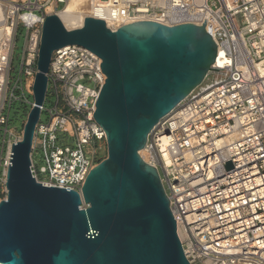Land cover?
<instances>
[{
	"label": "built area",
	"instance_id": "2783aa9c",
	"mask_svg": "<svg viewBox=\"0 0 264 264\" xmlns=\"http://www.w3.org/2000/svg\"><path fill=\"white\" fill-rule=\"evenodd\" d=\"M68 3L0 0V202L7 198L12 146L21 140L8 128L7 114L20 29L27 34L15 90L21 85L32 96L43 24L49 16L61 19ZM87 6L72 29L86 18L113 32L141 22L207 26L217 45L214 70L154 128L142 158L160 174L191 264H264V0H89ZM101 64L80 46L53 55L47 95L56 103L48 124L39 122L33 145L46 165L38 170L33 161L31 168L46 187L81 193L100 163L97 152L107 148L94 118L106 80Z\"/></svg>",
	"mask_w": 264,
	"mask_h": 264
},
{
	"label": "water",
	"instance_id": "95a60500",
	"mask_svg": "<svg viewBox=\"0 0 264 264\" xmlns=\"http://www.w3.org/2000/svg\"><path fill=\"white\" fill-rule=\"evenodd\" d=\"M206 29L141 22L113 32L92 18L68 29L58 16L46 18L33 102L0 202V264H191L160 174L140 153L214 70L217 45ZM68 46L99 57L106 76L94 114L106 133V158L81 193L46 187L31 169L53 55Z\"/></svg>",
	"mask_w": 264,
	"mask_h": 264
},
{
	"label": "rangeland",
	"instance_id": "374dc122",
	"mask_svg": "<svg viewBox=\"0 0 264 264\" xmlns=\"http://www.w3.org/2000/svg\"><path fill=\"white\" fill-rule=\"evenodd\" d=\"M64 21L67 22L68 19L65 17ZM67 25H69V27L71 26L70 28L72 29L73 26L75 25V21L69 20ZM26 34H27L26 29L21 28L19 32L15 55H14L13 71L11 73V78H10L9 98L12 99L13 101L9 105L8 110H7V114H9L8 128L10 130L13 129V134L18 138H22L24 124L26 122L27 115L31 109V106L21 101L15 100L12 97V94L14 93V97H25V99L28 100L30 103L33 102L32 96L28 94H25V95L23 94V91L21 90V85L19 86L20 90H15V86L20 78L22 59H23L25 43H26ZM55 103H56L55 98L49 92L46 98V102H45L46 111H44L41 115V119H40L41 124H48L50 120V116L47 111L53 109L55 106ZM58 139H59L58 145L63 147V145H61L60 143L62 139V135H59ZM4 151H5L4 129H1V132H0V160H1L2 155H4L3 153ZM97 154H98L97 161L101 162L102 160L106 158V149L99 150ZM33 161L35 163L36 168L40 170L44 165H46L44 152L38 149L33 155ZM43 176L44 175L41 174V178H43ZM0 199L2 198L0 197Z\"/></svg>",
	"mask_w": 264,
	"mask_h": 264
},
{
	"label": "bare ground",
	"instance_id": "6f19581e",
	"mask_svg": "<svg viewBox=\"0 0 264 264\" xmlns=\"http://www.w3.org/2000/svg\"><path fill=\"white\" fill-rule=\"evenodd\" d=\"M89 0H69V3L67 5V9L65 11L64 15H61V20L64 22L65 26L68 29H71L69 25H67L69 20H74L75 23L83 17L82 14H84L87 10ZM67 18L68 21L65 22L64 18ZM71 23V22H70ZM220 54V58H221ZM145 154V150L141 151L140 155L143 157Z\"/></svg>",
	"mask_w": 264,
	"mask_h": 264
}]
</instances>
